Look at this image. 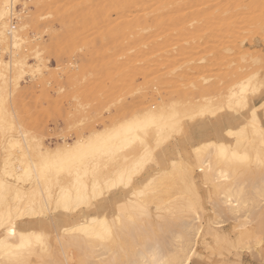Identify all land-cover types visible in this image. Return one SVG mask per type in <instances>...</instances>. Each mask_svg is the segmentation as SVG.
Returning a JSON list of instances; mask_svg holds the SVG:
<instances>
[{"label":"bare ground","instance_id":"obj_1","mask_svg":"<svg viewBox=\"0 0 264 264\" xmlns=\"http://www.w3.org/2000/svg\"><path fill=\"white\" fill-rule=\"evenodd\" d=\"M41 1L43 0H39L40 3ZM44 1H45L44 2L45 5L49 2V1L47 2L46 0ZM59 1L61 0H53L52 2L50 1V3L48 4L52 8L55 4L58 5ZM68 1H65V2L68 3ZM91 1L93 3L95 2L93 0ZM262 1L263 0H107L105 1L106 4L103 3L104 0L103 2L101 1L102 3L99 2L101 3L99 4V6H101L102 4H105V6L103 7H106L107 11L110 9H111L110 10L111 12H112V9L116 10V12L118 11L119 16L117 18L115 17L114 20L113 18H111L112 17L111 13L109 14L108 12L107 13L109 15L107 14V19H104V20H109L108 23L110 21L111 23L115 21L117 24L113 28H115L116 26H117L116 28L120 27V34L117 29L118 35L112 38L115 40L119 36V39L121 41L119 40V42L117 43L124 45V47L122 46L123 49L120 48L121 49L120 52H119L120 49H117V51L116 50L114 51H116L115 53L117 54L120 53L119 56L124 61L122 63L120 62L122 64V67H120L121 68L120 72L124 73L126 80L130 76H132L133 78L135 74L146 76V73H148L149 70H151L152 73H156L157 70L159 71V69H155L157 68L158 65L156 67L154 66L158 62H159L158 64H160L159 66H163V65L166 66L167 64H170V65L174 64L172 65L174 67L173 70L171 68H170L171 70H169L168 68V71L169 73L170 71H172V73L174 72L175 74L178 73L177 80L179 81L174 79V77L172 79L170 78V81L172 80L174 82L175 80L177 83V84L174 83V85L173 84L170 85L169 83L171 82L168 83L169 81L168 77L165 75L159 74L162 72L161 68L159 67L161 70V72L158 73L159 75L158 74L152 75L153 77L156 75L157 76L151 79H148L150 77L143 78L142 80L143 83L142 81L141 82L139 81V83L140 84L142 83V84L138 85V88H136L137 83H138L136 82L135 83L136 86H133V88L128 89L127 95L130 94L133 96L136 92L138 94L141 92L140 91L141 89L144 91L142 94L149 93V91H153V88H156L155 86L158 84L160 85V87L165 86V84L167 85L169 84L168 87H171L173 85L172 88H174V86L175 87L178 86L177 88H180L179 87L180 85H178V83L180 82V79L186 75L185 73V75L183 76L184 73L182 74L181 72H186L191 69L193 72V69L195 68L194 66H196V63H195L196 62L195 56H197L196 53L197 54L201 53V50H199L200 52L197 50L198 48L200 49V47L198 46H203L207 41L206 42L204 41V44L200 45V40H201V43H203L202 41L204 38L206 39L205 37L206 34H204L203 36L204 38L201 37L200 35V37H197L198 42H199L198 46L196 45L195 39H194V42H192L193 44L195 43L194 48L195 47L197 48L195 49L196 52L193 51L192 49L190 51H188L189 49L187 51L186 49H184V48H187V46H185L187 43H189V45L187 44L188 46L192 44V43L190 44L191 40L189 41L188 39L189 38L192 39L193 33H195L193 36H195L197 32L200 33L199 31L193 32L195 30V27L193 28L192 25L189 24V27L191 26L193 30H191L190 28L189 29L187 28V30L189 31L185 30V32H187L188 35L190 36L189 38H187L188 36L187 33L184 35L186 36L184 37L186 38V40L183 39V37H179V38L176 37L180 39L181 41L183 39L184 42L189 41V42H186L185 45L183 46L179 45L178 46L179 48L178 47L175 48L176 50L178 49V51H180L181 53L178 54L175 49H174L176 51L175 53L177 54L173 52L169 53V55L172 54V57H167L168 54H166L167 55L166 56L165 54H163V52H162L163 55L161 53H158L160 52L158 50L161 49L160 46L158 49V46L156 44L158 43L157 42L158 40L161 41L160 39L166 38L167 36H171V40H172V37H175L178 35L181 36V34H178V33H176L175 36H172V35L175 34V30H178L179 27L181 28V26H185V24H188L186 22L181 23L183 20L180 21L177 19L179 21V24H178L179 27L176 26L178 27V29H175V27H172V23L174 24V21L176 20L172 18L171 20H173V22H168V24L171 23L169 27L171 26L172 28L171 27L169 28L168 26H167L168 28H165V26L163 28L162 24L164 23L165 20H167V16L171 18L170 15L175 16L179 14V13L175 14L173 13V11L171 12L172 13L171 14L170 11L172 10V8L174 7L183 8L184 7V9L180 8L179 11L177 10L178 12H181V11L183 12V10H186V11L190 10L188 9L189 7H194L196 9L193 8L194 11H192V9L191 11L192 12L196 11V13L199 12L198 14H200L199 8H204L205 12H206V9L208 8L207 10H211V11L218 10L219 12L221 11L222 14H224V13L229 12L230 8L233 9L235 7L236 9H233L234 11L237 10V13L236 11L233 12L234 14L236 13L235 16L227 14L225 16H221V18L218 15L213 17L214 19L216 18V20H217V17L221 19V20L218 19V23L213 18L209 19L211 20V23H213L212 20L215 21L214 23H217L215 26L220 25L221 24L220 22L221 21L224 22V20H225V23L228 21H230L231 23V24L229 23L230 25L227 27H222V28L220 27L219 31H217L219 28L217 27L218 29H216L215 27L214 31H217V32L214 34V36L216 37L217 33L218 35L220 34L222 36L227 35L224 29L228 27L230 28L228 30L229 32L235 31L237 29L236 27H235L236 29L233 27L234 29L233 30L231 25L237 26L238 30H244L242 27L243 26L242 23L246 22L247 24L246 26H250L252 24L251 22L254 23V17L252 18V16H250L246 20L245 16H249L251 12H253L254 10L258 8V6L263 7L264 2L262 5H260ZM18 3H21V5H23V8H25L23 9V11L20 10L21 11L20 13H23L24 11L28 9V6H27L28 3L25 0H0V154H2V156L4 155L3 159L0 160L1 161L0 162L1 163L0 164V199H2L6 204L12 205L13 207H16V206L20 207L21 210L28 207L29 205H32L33 203H35V206L39 208V205L42 202L48 201L50 198L53 200L58 199L64 194H70L74 200L77 198H85V200L90 201V203L88 202L83 203L79 208H77L73 212L64 214L62 217L56 219L55 221L48 220L45 217H40L36 215H26V216L21 217L20 220L17 221V223L20 225V227L17 229V232L24 233L26 237L25 240H21L19 234L16 236H9L7 235L5 230L0 229V264H74V260L76 257H77L76 261L78 262V264H115V262H118V261L122 262V261L130 260V258L134 256L133 254L135 253H136L135 255H139L142 258L141 259L139 257L141 261L140 259L137 258V256L131 259L135 260L137 258L141 262V264L145 260L150 261L153 255H155L157 259L160 261L178 260L183 257L184 264H193V262H195V264H201L200 260H198L197 258L196 259L194 258V255L196 254L197 244H199V242H201L202 245L205 244L206 246H209L211 248L210 246L211 238L214 239L216 242L225 240L227 241V244L230 243L228 246H231L232 248H236V249H239V248L242 249L244 247L245 249L246 248L251 249L250 244L255 243L257 245H260L261 242H263L264 235H263V238L257 235L254 224H252L253 220L250 218V213L256 207H257V211H259V206L261 202L262 204L264 203V167L262 168L261 163H260V161L264 159V108H262V105H264V92L260 91L259 88H257V91L254 94L251 92L248 93L247 106L252 101L250 98L251 95L254 98L261 99V102L259 104L250 106L249 115H246V116L242 115L244 114L243 113L244 108L247 106L238 107L237 104L234 102V97L236 94L239 93L240 85L243 82H246L250 77H253V76H257V78H260L259 77L260 68L259 70L257 71L255 70L249 75L247 74V76L244 77L245 79L242 78L243 80L240 79L241 81L238 80L239 82L237 81L236 83H234L236 84L235 85L236 87L233 85L232 87L229 86L230 88L227 87L229 88V91L226 94L220 93L218 97H215V94L214 96H211V95L208 96L209 94L207 95L206 94L207 91H204L205 88L202 87L200 89H203V90H200V93L206 92L205 93L206 95L203 94L200 97L186 95L185 97L173 98L169 101H163V102L161 101L160 103L156 102L155 104L145 106L144 108H141L139 110L132 112L130 116L124 117L122 120H120L117 123H113V125L111 126L105 127L103 129L94 128L93 132H90V133L88 132V134L82 137L78 136V138L76 137V139L74 138L72 141L65 139L66 137L64 136L65 138L62 137L63 140L61 141L59 145L55 147H48L44 145L43 139L42 137H40L43 133L38 137L37 133L32 134L31 131L29 130L25 131V129L24 130L20 129L21 124H22L21 123L22 117L19 121L18 120L19 114L16 113L18 111V110L16 111V108H15L16 106H13V107L11 106V103H13V100H12L13 95L11 97V94L15 90L17 91L21 90V88L19 89V87L22 86V81L25 79V76L28 72L32 73L31 76H36L37 74L40 75V77H38L40 78V80L36 78L38 81L37 84H39L40 86H43L45 89L47 85H50V83L53 84V82L51 81L54 76L55 78H57L56 74H53L51 71H48L46 74L43 73L44 71H46L45 69L44 71H42L43 68L47 67L46 64L44 63V58L42 56V50L40 48V45L43 43L42 39L40 38V33L42 31L41 19L46 14L44 15L43 13H40L35 18L24 15L25 12L23 14H20L19 12H17L18 8L16 7ZM76 3H80V2L78 1ZM97 3L94 5H97ZM44 4H43V7L42 5H40L41 6L40 9H43V8L46 9L44 7ZM108 4H109V9L107 6ZM49 5L48 7L50 10ZM74 5L76 6V8L80 6L75 3ZM89 5L91 6L93 4H88L87 9H89L88 8ZM93 6L91 7L93 8ZM70 7H72V5ZM185 7L186 8L188 7V8L186 9ZM55 8H56V5H55ZM80 8L82 9V11H84L83 9H86V6L85 8H83L82 6ZM63 10L66 12L67 8L66 10L65 8ZM96 10H98V7L96 8ZM59 11L60 10H58V12ZM186 11H184L185 14H186ZM70 12L71 11H69L68 14H70ZM89 12H91V10H89ZM92 12L96 17V14L98 12L96 13V11L94 10ZM189 12L190 11H187L188 14H190ZM16 13L18 14V17L16 16L17 15ZM49 14L52 15V13H49ZM191 14L193 16V13ZM100 15H103L102 12H100ZM13 16L18 18L16 23L13 22V20L15 19L12 20ZM178 16H179V19H181L180 17L181 14H179ZM230 16H232V18ZM25 17H28L29 22L26 23L24 21ZM63 17L64 15L62 16V18L60 17L61 19L59 20L60 21L63 20ZM182 17L185 18V15H183ZM197 17L195 16L194 18L197 19ZM199 17L201 18L202 22L200 20H199L200 22H198V20L197 22L198 24L200 23L199 26H201L203 25L202 18H204L205 16L204 17L199 16ZM56 18L58 19L59 17L57 16L54 19ZM90 18L91 17H89V20ZM227 18H229V20ZM51 20H53V18ZM194 21H195L194 25H196L197 24L196 20ZM70 23H71V19H70ZM111 23H109V25ZM205 23H207V21L204 22V24ZM255 23L257 24L258 22H255ZM74 24L75 23H73L72 25ZM90 24L91 23H89L88 27L90 26ZM32 25H35V27L33 26L34 28H32V31L30 33L28 32V30L30 26ZM91 25H93V23ZM109 25L107 24L106 27H109ZM238 25H240V27L242 28H240ZM259 25L260 24H257L256 28H254L253 26V28H251L250 31H252L253 29L257 30V26ZM110 26H111L110 28V31H111L112 25ZM260 26L259 28L262 27ZM247 28L250 29V27H247ZM172 29H173L174 34H171L172 33L171 32L170 33L171 35H170L169 30H172ZM196 30H197V27H196ZM259 30L260 29H258V34L259 32L261 33L263 31V29L262 31H259ZM91 31L93 32V30ZM112 31H113L112 34H114L115 30H112ZM222 31H224L223 34H221ZM92 32H91V35L94 34V32L93 34ZM182 32L180 31L179 33H182ZM71 34H74V33L72 32ZM201 34H203V32ZM211 34L213 35V33ZM233 35L234 36H231V37H234L236 39L239 37V36L236 37L235 34ZM238 35H247V34L239 33ZM226 37L225 39L221 38V40L227 41L228 38L226 39ZM241 37L242 36H240L239 38ZM72 39H75V37ZM214 39L216 40V38ZM229 39H232V38H229ZM165 40H168V39H165ZM176 40L174 42H176ZM116 41H118V38ZM72 42L73 44L76 45L74 41ZM112 42L114 41L112 40ZM170 42L173 45L174 42L173 43L172 41ZM240 42L244 43L242 40ZM177 44L179 43L177 42ZM75 45H71L69 43V46L66 47V49H64L65 53L70 54V55L77 53V50L79 49L80 46L77 47ZM170 46L171 45H169V47L167 48H170ZM209 46H210V43H209ZM209 46H208V49H209ZM81 48L82 46L80 47V49ZM182 49H184L185 51H182ZM208 49L206 50V48H202V50H206V52L208 51L207 54L209 53ZM164 50L168 52L167 51L168 49H164ZM223 50H227V46H226V49L223 48ZM229 50L228 52H231ZM185 52L195 53V55L193 53L191 54V55H194L193 56L195 57L194 60L193 59L187 60V58H185V61L182 60L183 62L182 61L179 62V59H184V56L186 54ZM6 53L10 54L8 58L5 57ZM65 53L63 54L65 55ZM112 53L113 55H110V56L115 55L113 51ZM210 54H212V52ZM244 54L246 55L247 53L244 52L243 57L242 56H241L242 58L240 57V59L243 61L244 59H246L244 58L245 57ZM173 55L174 57L177 55L181 56L180 58H178L179 56L177 57L180 65L177 62L176 58L175 59L173 58ZM191 55L187 54L186 56L188 57L190 56L189 58H191ZM227 56H228V53H227ZM256 56L258 55L256 54L255 56H252L253 58H251V55H250V57L248 56V58L249 59L251 58V60L253 59L254 62L256 63L262 59V58L260 59L259 56L258 57ZM115 57L117 58V56ZM216 57L218 56L216 55ZM87 58L88 57H86L85 59ZM206 58L208 59L207 56ZM30 59H33L34 62L33 60L31 62ZM80 59H83V58L80 57ZM99 59H102L101 56L100 58L97 59L98 62H100ZM169 60H172V61H170L169 63ZM201 60L203 61L205 59L201 57ZM216 61L217 60H215V62L214 61L212 62L213 65L215 64L214 67H217ZM138 62L141 63L140 65L141 67L136 66ZM173 62H177L178 66L176 63H173ZM220 62L222 63V60ZM77 64H78L77 61L73 60L70 62V65L68 64L66 67V64H65L64 67L68 68L70 71V69H75L77 67ZM206 64H207L206 68L207 67L209 68L210 67V65H208L209 63H206ZM79 65L80 64H78V67ZM230 66L232 67V65H229V67ZM112 67L114 66L112 65ZM262 67H264V65ZM163 69H166V68H163ZM209 69L212 70L211 67ZM220 70H223V69L219 68L218 71ZM225 70L227 69L225 68ZM59 72L60 70L57 72L58 75H59ZM192 72L190 74H192ZM204 72H207V71L204 70ZM61 73L62 72H60V74ZM149 73L147 74V76H151V73L150 74ZM198 73L199 72H197V74L193 73L192 75H200L203 72L200 71V73L199 74ZM98 74L100 75V73ZM111 74L112 72L108 75H111ZM175 74L173 75L175 76ZM190 74L189 76H191ZM74 75L76 76L77 74H74ZM101 75H104V74L101 73ZM60 76H62V74ZM162 76L165 80L159 79V81H157L158 79L156 78L157 77L162 78ZM55 78L54 80H57ZM185 78L187 79V77ZM185 78H184V82L189 79V77L187 80H185ZM202 78L207 82H209L210 80V78H206V77L204 78V76H202ZM152 79L154 80L152 81ZM99 80L97 81L98 83H99ZM144 80H145V83H144ZM59 81H62V80H59ZM117 81L122 82L120 81V79H118ZM34 82H32V84L29 85V88L30 87L32 88V85L36 84V82L35 83ZM100 82L102 83V80ZM104 82H105V79H104ZM184 82H180L179 84H182ZM98 83L97 85H95L96 89L98 87ZM101 83L99 84V86L103 84ZM162 83H165V84L161 85ZM82 84H85V83H82ZM132 84L134 83L132 82ZM191 84L196 85L192 81H191ZM11 85L13 86V89H11L13 91L10 90ZM34 86H37V85H33V87ZM40 86H37V87H40ZM127 86L130 87V85H127ZM43 87L41 88L42 89L41 92H45V90L43 91ZM87 87H90V86L87 85ZM128 87H125V88H128ZM29 88H27L28 90L26 89L27 92L31 89ZM159 91L157 92V94L159 93ZM122 92H124V89ZM209 92L212 93V91H209ZM102 94H100V96ZM106 94H104V97ZM115 94L117 95L118 92L117 93L115 92ZM48 95H49V92H48ZM48 95L46 94L47 97H49ZM94 95H93V100L91 99L92 95L89 96V94L88 96L90 100L88 99L87 94L85 95V97L87 96V98L83 100L82 99L78 100L80 98L77 99V97L76 98L74 97L73 99H77L78 102L75 104L71 102L72 104H74V108L72 107L74 110L71 108L72 112L70 111L71 113L69 115V118L72 117L75 120L79 118L77 120V123H79V125L80 124L83 125V123H86L85 121H87L90 115L93 116L94 110H97L94 108V110L91 111L92 113H90V115L88 113V111L92 108V102L94 101L95 98H97V95L96 96ZM50 99H48L47 101L48 103ZM97 99H99V96ZM55 100H54V103H56ZM118 101L120 100L118 99ZM59 104H62V101L57 103V105ZM19 106L22 107L21 105ZM61 107H64V105ZM65 109L66 108H64V110ZM253 111H255V118H253ZM62 112H63V109H62ZM98 112L99 111H97V113ZM118 113L119 111H117V116H118ZM145 114L155 117V120H156L155 126L149 128L147 132H145L143 129L129 130L127 126V122L132 120L137 115L141 119H143ZM64 116H63V120H64ZM75 120L72 119V121H75ZM174 120L180 123L184 134L186 133V131H188L186 135L187 145H184L182 147V150H179L177 143L172 144V146L169 147L168 149L170 151H169V158H167V151H166L167 149L165 147L168 145L170 139L174 136L172 133V129H171V125ZM95 121L97 122L96 118H95ZM102 121L103 120L101 119L100 122L103 123ZM93 122L91 124H94ZM73 123L74 122H72V124ZM77 123H74L75 128H76ZM86 126L88 125L86 124ZM70 127L71 126H69V128ZM74 127H72L71 129L74 130ZM89 127L92 129L94 125L90 126L89 124ZM40 129L41 127L39 128V130ZM84 129H86V127ZM84 129H79V130H83L84 132ZM81 135H83V133ZM183 136H180V137H183ZM158 141L161 142L159 146L157 144ZM147 150H151L155 162L146 163L139 170H137L135 176L133 177L131 184L115 183V186H113V182H117L119 180L121 173H125L128 171L134 170L136 168L137 163L140 161L141 157L145 154ZM68 153H71L72 156L74 157V161H75L74 163L68 164L64 161V157ZM159 163L168 165V167L165 166L163 168H153V167H156ZM45 165H48L47 171H45L44 169ZM257 178L259 180H257ZM249 179L252 181L257 180L259 182L255 183V182L250 181ZM250 182H252L250 186L255 184V186L253 185L254 187L252 188V191H249L246 186L247 183H250ZM177 184H180V188H181L179 193L174 194L173 191L169 192L170 190H172V186H177ZM99 186L104 187L105 189L104 195L103 197L96 196L95 198H93L94 190L98 188ZM203 191H206L208 201H210L211 203L213 202L212 204H210L213 207H215L214 209L211 206L212 207L211 209H214L213 211L211 210L212 213L214 211L219 212V213L222 212V214H225V216L229 215V217L235 221V223L231 224L232 228H234L236 231L234 239L227 237V235L223 231L220 230V227H221L220 225L221 219L219 220V218L221 217L220 214L218 215L220 216L218 218L217 216H215L218 213H213V215L215 214L214 216L219 221L218 220L215 221L216 220L215 218H213V220H210V218L207 219L205 217V212L208 207L206 208L204 201H203V195H202ZM167 193L169 196H170V193H173L174 196L171 195L170 197L168 196L166 197L165 194ZM250 193H252V196H250ZM212 195L213 196L216 195L219 198L215 200L216 198L213 199ZM260 209L261 210L257 212L256 217L257 218L260 217V220H262L261 217H264V206H262V208L260 207ZM180 218H182V220ZM177 219H179L180 223L184 221L182 222V227H181L183 228V230L179 228L180 229L179 232L176 231V229H172L173 225L176 224ZM170 220H174V221L176 220L175 223L174 221L172 222L173 225L172 223H170V225H172L170 226L171 229L168 226L169 225L168 221ZM144 221L146 222V224H144ZM222 222H225L224 219ZM163 223L164 225L166 223L165 226L166 227L168 226L167 228L170 229L171 231L172 230L176 231V232L174 231V234H173L175 238L173 236V237H170V239L168 238L169 241L168 240H165V241L170 242L172 238H174L175 240L177 239V241H175L174 239L173 241L178 242V240L181 239L179 240L180 242H178L179 244L177 243V246L175 247L174 250H172L174 247L170 246L168 243L169 247L172 248V249L170 248L171 250L170 249L169 250L172 252H170L167 248V252L168 251L170 252V253L168 252L167 254L165 251L166 249L165 247H168V246H165L164 243L166 242L163 243L162 238L164 237L161 238L162 241L161 240L159 241V238L156 237V235L158 234L156 233L157 228L159 230L158 232H161L163 230L165 232V229L168 232H170L166 227L164 229L162 228ZM147 224L153 226V228H151V231L152 233L153 232L156 233V234L153 233V237H155L156 239L158 238L157 241L160 242L159 247L161 246L162 250L165 248L162 256H161L162 251L161 249H159V247H158L157 253L158 251H160L159 252L160 256H158L159 253L157 254L156 252H153L155 251L152 248L153 247L152 244H154V242L153 243L150 242L152 239L149 241L150 244L152 243L150 245V247L151 246L152 247L149 249L150 254L148 253L147 255L145 253L147 251L145 250L143 251V250L136 249L138 242H140L139 240L140 238H142L143 236L142 234L144 233L143 231L142 233L139 232V230H141L139 226L141 227L144 226V228H147ZM178 225H179V222H178ZM178 225L177 226L174 225V226L178 227ZM158 226H161V227H158ZM154 227H157V228L154 229ZM107 229L111 230L110 234H108ZM160 229H163V230H160ZM261 229L264 230V224L263 226H261ZM144 231H148V230H144ZM28 233L35 234L31 238V240L27 239ZM145 233H144L145 238H147L148 240L149 238L147 236V233L146 234ZM175 234L177 236L178 234H180L179 238H176L177 236ZM40 235H43L44 237V240L42 242H38L36 240V236H40ZM142 241L140 243H142ZM149 243L147 245H149ZM189 245L191 246L193 251H189L187 253V257H185V249H187ZM75 253H78L76 254L77 255L76 257L74 255ZM239 253L240 252H237L236 254L239 255ZM219 254L222 255L221 253H218V255ZM205 256L207 257V255ZM188 257H190V259ZM233 262H236V261H233ZM233 262L231 264H233Z\"/></svg>","mask_w":264,"mask_h":264},{"label":"rangeland","instance_id":"obj_2","mask_svg":"<svg viewBox=\"0 0 264 264\" xmlns=\"http://www.w3.org/2000/svg\"><path fill=\"white\" fill-rule=\"evenodd\" d=\"M25 1H27V3H28V9L26 10V11H24L23 13H24V15H27L28 17H32V18H35V17H37L40 13H43L45 16L41 19V21L42 22H44V23H42L41 22V25H42V31H41V33H40V38L42 39V41H43V43L40 45V48H41V50H42V56H43V58H44V63L46 64V68H43L42 69V71H44V69L46 70V71H44L43 73L44 74H46L48 71H51L53 74H56V76H57V78H55V76L53 77V79H52V81L51 82H53V84H51L50 83V85H47V86H49V87H47L46 86V89L43 87V86H40L39 84H37V79L36 78H38V77H40V75H36V76H31L32 75V73L30 72H28L27 74H26V76H25V79L22 81V86H20L19 87V89L21 88V92L20 91H17V90H15L12 94H11V97H12V95H13V97H12V100H13V103H11V106L13 107V106H16L15 108H16V113L17 114H19V116H18V120L20 121V119H21V117H22V121H21V130H24L25 129V131L26 130H29V131H31V133L33 134H38L37 136L39 137L42 133V135L40 136V137H42V139H43V142H44V145L45 146H48V147H55V146H57V145H59L60 143H61V141L63 140V138H65V139H67V140H70V141H72L74 138L76 139V137L78 138V136L79 137H82V136H85L86 134H88V132L90 133V132H93V129L94 128H96V129H103V128H105V127H108V126H111V125H113V123H117V122H119L120 120H122L124 117H128V116H130L131 114H132V112H134V111H136V110H139V109H141V108H144L145 106H149V105H151V104H155L156 102L157 103H160L161 101L163 102V101H169V100H171V99H173V98H180V97H185L186 95H188V96H194V97H196V96H201V95H203V94H205L206 92H204V93H200V90H203V89H200V88H202V87H204L205 88V90L204 91H207V95L208 96H214V94H215V97H218L219 95H220V93H223V94H226L228 91H229V88L230 87H232V85L233 86H235L236 84H234V83H236L238 80H240V79H245L244 77H246L247 76V74L249 75V74H251L252 72H254L255 70L257 71V70H259V68H260V70H259V72L260 73H262V72H264V67H262L263 65H264V4H263V2H264V0L260 3V5H262L263 4V7L261 6H258V8L256 9V10H254L253 12H251L250 14H249V16H245V19L247 20L250 16H252V18L254 17V23L253 22H251L250 24V26H246L247 24H246V22H244V23H242L243 24V29L245 30H238V27L237 26H232L231 25V27H232V29H233V27L236 29V30H238V31H228L230 28L228 27V28H226V29H224V31H226V34L227 35H218V33H217V35H216V37L214 36V34L217 32V31H219L220 30V27L222 28V27H227V26H229L231 23H230V21H228V22H226L225 23V20H224V22L223 21H219L221 24L220 25H218V26H215L217 23H218V17H217V20H216V18L214 19L213 17H215V16H219L220 18H221V16H225V15H233V16H235V14L237 13V10H235L236 11V13L234 14L233 12H235L233 9H236L235 7L233 8V9H231L230 8V11L229 12H227V13H224V14H222V12L220 11H218V10H207L206 9V12H205V9L204 8H199V10H200V14H198L199 12H197L196 13V11L195 12H192V11H194V9H196V8H194V7H187L188 9H190V10H187V11H190L189 13L191 14V13H193V16L195 17H197V19H195L193 16H192V14L190 15V14H188L187 13V11L186 10H183V12L181 11V12H178L179 11V9L180 8H182V7H180V8H176V7H174V8H172V10L170 11V13L173 11V13H179V14H181V19H179V14L178 15H170V17L171 18H169V16H167V20H165L164 21V23L162 24V26H163V28H164V26H165V28H168L169 27V25H171V23H169L168 24V22H173V20H171L172 18L174 19V20H176V21H174V24L172 23V27H175V29H178V24H179V21L178 20H180V21H182L181 23H188V24H185V26H181V28L179 27V29L178 30H175L174 28V30H175V34H174V32H173V29L172 30H169V34L171 33V34H174V35H172V36H175L176 35V33H178V34H181V36H175V37H172V40H171V36H167L166 38H163V39H160L161 41H157L158 43H156L157 44V46H158V49H159V46H160V50H158V51H160V52H158V53H161L162 54V52H163V54H168V56L167 57H172V54L171 55H169V53L170 52H173V53H175L176 51H177V53L179 54V53H181L180 51H178V49L176 50L175 48H177L179 45H185L186 44V42H189L190 40V44L192 43V42H194V39L196 40L195 42H196V45L198 46L199 45V42H198V39H197V37H200V35H201V37H203L204 36V34H206L205 35V37H206V39L204 40L203 39V43H201V40H200V45L201 44H204V41L206 42V43H208V44H204L203 46H198V47H200V49L198 48H194V45H195V43L193 44V46H192V44L190 45V46H188L189 45V43H187L185 46H187V48H184V49H186V51L188 50V51H190L191 49L193 50V51H195V49H197L198 51L199 50H201V53H199L198 51V53L199 54H197L196 53V55L198 56H195V57H193L194 55H195V53H193V52H191V53H189V52H185V53H183V54H185V56H184V59H179V62L180 61H182V60H184L185 61V58H187V60L188 59H193L194 60V58H195V63H196V66H194L195 68L193 69V72H192V69L191 70H188V71H186V72H181L182 74H183V76L185 75V73H186V75L184 76V77H182L181 79H180V82H184V78L185 77H187V79H188V77H189V81L185 78V80H187V81H185L184 83H182V84H179L178 83V85H180L179 87L180 88H177L178 86L176 85L177 83H176V81L174 80V79H176L177 80V75H178V73L177 74H175L174 72L172 73V71H170V73L172 74H170L169 73V71H168V68H169V70H173V66L172 65H174V64H172V62H171V64L172 65H170V64H167V62H166V66H168V67H166V66H159L160 64H158V63H156V65L154 66V67H156L157 65V68H155V69H159V71L157 70L156 71V73H152V71L151 70H149V72L151 73V76H147V74L149 73H146V76L144 75V76H142V75H140V74H135V76H133V78H132V76H130V77H128L127 75V80H126V77L124 76V73L123 72H120V67H122V62H124L123 60H122V58L119 56V54L120 53H115L116 51H117V49H123V47H124V45L123 44H118L117 42H119V36L117 37L118 38V41H116L117 40V38L114 40L113 38L114 37H116L117 35H118V32H117V29H118V31H119V34H120V27H118V28H113L117 23L114 21V22H112L111 23V21L109 22V23H111L110 25H112V29H111V31H110V28H111V26L109 25V23H108V21L109 20H104V19H107V14L109 13H111V18H113V20H114V18L116 17H118L119 16V14H118V11L116 12V10H113L112 9V12L110 11V10H106L107 8L106 7H103V6H105V4H106V2L105 1H107V0H104V2H103V0H98V1H96V0H93V1H95L94 3L91 1V0H88V1H86V0H74V1H72V0H69V1H71V2H69L68 0H61V1H59L58 2V5L57 4H55L56 5V8H55V5L51 8V6L48 4V3H50V1L52 2L53 0H46L47 2V4L50 6V10H49V7H48V5H47V7H46V5L44 4V0L43 1H41V3L39 2V0H25ZM65 1H68V3L67 2H65ZM80 2V3H76V2ZM103 3H105V4H102L101 6H99V4H101L102 2ZM92 2V3H91ZM98 2V3H97ZM99 2H101V3H99ZM66 3V4H65ZM71 3V4H70ZM73 3V4H72ZM74 3L75 4H78V5H80V6H78L77 8H76V6L74 5ZM97 3V5H94V4H96ZM108 3V2H107ZM43 4H44V7L46 8V9H40V5H42V7H43ZM60 4V5H59ZM70 4V5H69ZM88 4H93V5H91V6H93V8L89 5L88 6V8L89 9H87V5ZM66 5V6H65ZM69 5V6H68ZM72 5V7H70ZM58 6V7H57ZM83 7V8H85V6H86V9H83L84 11H82V9L80 8V7ZM96 6V7H95ZM108 6V9H109V4L107 5ZM17 8V12H21V11H23V9H25V8H23V5H21V3H18L17 4V6H16ZM30 7V8H29ZM94 10V11H96V13L98 14H96V17H95V15L93 14V10L91 9V8ZM98 7V10L100 11V12H102V14L103 15H100V12L98 11V10H96V8ZM65 8V10H66V8H67V10H66V12L63 10V9ZM70 8V9H69ZM186 8V7H185ZM186 8V9H187ZM194 8V9H193ZM40 9V10H39ZM81 9V10H80ZM182 9H184V7L182 8ZM191 9H192V11H191ZM201 9H202V11H203V9H204V11L202 12L201 11ZM21 10V11H20ZM33 10H34V12H33ZM37 10V11H36ZM48 10V11H47ZM58 10H60L59 12H58ZM63 10V11H62ZM75 10V11H74ZM89 10H91V12H89ZM176 10V11H175ZM178 10V11H177ZM260 10V11H259ZM41 11V12H40ZM43 11V12H42ZM69 11H71L70 12V14H68L69 13ZM175 11V12H174ZM184 11H186V14H185V12ZM209 13H208V12ZM211 11V12H210ZM31 12V13H30ZM52 13V15L51 14H49V13ZM58 14H57V13ZM72 12H73V14H72ZM75 12V13H74ZM80 12V13H79ZM84 12H86V13H84ZM87 12H88V14H87ZM104 12V13H103ZM108 12V13H107ZM231 12V13H230ZM23 13H20V14H23ZM66 13V14H65ZM169 13V14H170ZM184 13V14H183ZM204 13H205V15H204ZM214 13V14H213ZM217 13V14H216ZM219 13V14H218ZM230 13V14H229ZM259 13V14H258ZM17 14V13H16ZM15 14V15H16ZM30 14V15H29ZM55 14V15H54ZM75 14V15H74ZM79 14V15H78ZM81 14V15H80ZM106 14V15H105ZM108 14V15H109ZM168 14V15H169ZM172 14V13H171ZM195 14V15H194ZM198 14V15H197ZM202 14V15H201ZM213 14V15H212ZM220 14H222V15H220ZM14 15V16H15ZM64 15V17H63V20H59V19H61L62 18V16ZM71 15V16H70ZM82 15H84V16H82ZM183 15H185V18L184 17H182ZM189 15V16H188ZM256 15V16H255ZM12 17V20L13 19H15V20H13V22H15L16 23V21L18 20V14L16 15L17 17ZM59 17L58 19L56 18V19H54L55 17ZM93 16V17H92ZM101 16V17H100ZM104 18H103V17ZM114 16V17H113ZM188 16V17H187ZM199 16H205L204 18H202L203 19V25H201V26H199L200 25V23L198 24V22H202V20H201V18L199 17ZM260 18H259V17ZM28 17H25L24 18V21L27 23V22H29V19H28ZM61 17V18H60ZM68 17V18H67ZM89 17H91L90 18V20H89ZM192 17V18H191ZM211 17V18H210ZM229 17V16H228ZM231 18H232V16H230ZM53 18V20H51V19ZM66 18V19H65ZM74 18V19H73ZM189 18V19H188ZM206 18H207V20H206ZM214 19L217 23H214L215 21H213L212 20V22L214 23H211V20H209V19ZM224 18V17H223ZM222 18V19H223ZM50 19V20H49ZM70 19H71V23H70ZM99 19V20H98ZM178 19V20H177ZM185 19H186V21H185ZM228 20H229V18H227ZM48 20H49V22H48ZM92 20V21H91ZM94 20V21H93ZM101 20V21H100ZM190 20V21H189ZM194 20H196V25H194L195 24V21ZM197 20H198V22H197ZM200 20V21H199ZM219 20H221V19H219ZM257 20V21H256ZM262 20V21H261ZM78 21V22H77ZM89 21V22H88ZM99 21V22H98ZM107 21V22H106ZM178 21V22H177ZM207 21V23H205L204 24V22H206ZM260 21V22H259ZM75 23L74 25H72L73 23ZM176 22V23H175ZM190 22H192V23H190ZM223 22V23H222ZM255 22H258L257 24H260L259 26L261 27V28H259V26H257V30L256 29H253L252 31H250L251 30V28H253V26H254V28H256V23ZM89 23H93V25H91L90 24V26L88 27V25H89ZM102 23V24H101ZM166 23H167V25H166ZM224 23H225V25H224ZM230 23V24H229ZM249 23V22H248ZM262 23V24H261ZM104 24H105V26H104ZM107 24L109 25V27H106L107 26ZM189 24L190 25H192L193 26V28L195 27V30L193 31V32H197V31H199L200 33H198L197 32V36L195 35V36H193L195 33H193V35H192V39L191 38H189L190 36L188 35V33L187 32H185V30L186 31H189V30H187V28L189 29H191V30H193L192 28H191V26L189 27ZM202 24V23H201ZM101 25H102V27H101ZM173 25H175V26H173ZM208 25V26H207ZM222 25V26H221ZM240 25H238L239 27H240ZM35 27V25H32V26H30V28H29V30H28V32H30L31 33V31H32V28H34ZM103 26H104V28H103ZM168 26V27H167ZM176 26H178V27H176ZM199 26V27H198ZM203 26V27H202ZM212 26V27H211ZM244 26H245V28H244ZM71 27V28H70ZM99 28V30H98V28ZM171 27V26H170ZM169 27V28H170ZM171 27V28H172ZM183 27V28H182ZM196 27H197V30H196ZM215 27H216V29H218L217 31H214V29H215ZM218 27V28H217ZM242 27H240V28H242ZM247 27H250V29L249 28H247ZM74 30H73V29ZM94 28H96V29H94ZM105 30H103V29ZM107 28H108V30H107ZM31 29V30H30ZM212 31H214V32H212ZM222 29V30H223ZM258 29H260L259 31H262V29H263V31L260 33L259 32V34H258ZM91 30H93V32H94V34H93V32L91 31ZM112 30H115L114 31V34H112L113 33V31ZM161 30V29H160ZM184 30V31H183ZM190 30V31H191ZM203 30V31H202ZM234 30V29H233ZM247 30H248V32H247ZM182 32V33H179V32ZM211 31V32H210ZM224 31H222V33L221 34H223V32ZM227 31H228V33H227ZM74 33V34H71V33ZM91 32H92V34L93 35H91ZM95 32H97V33H95ZM104 32V33H103ZM192 32V31H191ZM203 32V34H201ZM206 32V33H205ZM210 32V33H209ZM233 32V33H232ZM237 32H239V33H243V34H247V35H238L239 33H237ZM102 33V34H101ZM187 33V38H189L188 40L189 41H185L184 42V40L183 39H185L186 40V38H184V37H186V36H184L185 34ZM208 33H209V35H208ZM211 33H213V35L211 34ZM236 33H237V35H236ZM251 33V34H250ZM71 34V35H70ZM89 34H90V36H89ZM116 34V35H115ZM168 34V35H169ZM170 34V35H171ZM183 34V35H182ZM190 34V33H189ZM192 34V33H191ZM233 34H235L236 35V37H240V36H242L241 38H234V37H231V36H234ZM262 34V35H261ZM77 35V36H76ZM104 35V36H103ZM106 35V36H105ZM113 35V36H112ZM95 36V37H94ZM98 36V37H97ZM111 36V37H110ZM220 36H222V37H220ZM227 36V37H226ZM247 36V37H246ZM252 36V37H251ZM75 37V39H76V41H75V39H72V38H74ZM106 37V38H105ZM108 37H110V38H108ZM113 37V38H112ZM121 37V36H120ZM176 37H183V39H182V41L180 40V39H178V38H176ZM212 37H213V39H212ZM225 37H226V39L228 38H232V39H227V41L226 40H221V38L222 39H225ZM86 38V39H85ZM112 38V39H111ZM214 38H216V40L214 39ZM219 38V39H218ZM250 40H249V39ZM70 39V40H69ZM72 39V40H71ZM81 39V40H80ZM165 39H168V40H165ZM169 39H170V41H172V43L176 40V42H174L173 43V45H175V46H173L172 44H171V42L169 41ZM175 39V40H174ZM244 39V40H243ZM79 40V41H78ZM98 40V41H97ZM100 40V41H99ZM112 40L114 41V42H112ZM165 40V41H164ZM214 40V41H213ZM232 40H233V42H232ZM243 41L244 43H242V42H240V41ZM72 41H74L75 43H76V45L75 44H73V42ZM95 41V42H94ZM121 41V40H120ZM162 41H163V43H162ZM170 43H169V42ZM181 43H180V42ZM209 41V42H208ZM220 41V42H219ZM102 42V43H101ZM115 42H116V44H115ZM177 42L179 43V44H177ZM69 43L71 44V45H75V46H77V47H81L82 46V48L80 49V47H79V49L77 50V53H74V54H66L65 53V51H64V49H66V47H68L69 46ZM114 43V44H113ZM161 43V44H160ZM169 44V45H171L170 46V48H167V47H169V45H167V44ZM209 43H210V46H209ZM237 43V44H236ZM239 43H240V45H239ZM83 44V45H82ZM166 44V45H165ZM116 47H114V46ZM155 45V44H154ZM163 45V46H162ZM123 46V47H122ZM156 46V45H155ZM174 48H173V47ZM181 46V47H182ZM208 46H209V49H208ZM226 46H227V50H223V48L224 49H226ZM100 47H102V48H100ZM114 47V48H113ZM119 47V48H118ZM126 47V46H125ZM206 48V50L208 49L209 50V53L207 54V52H206V50H202V48ZM237 47V48H236ZM63 48V49H62ZM163 48V49H162ZM173 48V49H172ZM179 48V47H178ZM212 48V49H211ZM214 48V49H213ZM230 50H229V49ZM240 48V49H239ZM121 49L119 50V52L121 51ZM164 49H168L167 51L168 52H166V50H164ZM170 49V50H169ZM176 51H175V50ZM184 49H182V51H185ZM211 49V50H210ZM232 49V50H231ZM63 50V51H62ZM114 52V56H110V55H113V53H112V51ZM114 50H116V51H114ZM164 50V51H163ZM228 50L229 51H231V52H228ZM92 51V52H91ZM218 51V52H217ZM240 51H242V52H240ZM60 52H61V54H60ZM165 52V53H164ZM196 52V51H195ZM212 52V54H210ZM220 52V53H219ZM240 52V53H239ZM247 53L246 55H245V57L244 58H246V59H244V61L243 60H241L240 59V57L242 56L243 57V53ZM249 52V53H248ZM252 52V53H251ZM63 53H65V55L63 54ZM91 53V54H90ZM177 53H175V54H177ZM194 54V55H191V54ZM219 53V54H218ZM227 53H228V56H227ZM60 54V55H59ZM109 55V57H108V55ZM117 54V55H116ZM160 54V55H161ZM162 54V55H163ZM174 54V55H175ZM191 55V58H189L188 56H186V55ZM225 54V55H224ZM230 54V55H229ZM238 56H237V55ZM240 54V55H239ZM254 54V55H253ZM258 55L259 56V58L263 61H261V60H259L258 62H254V60L252 61L251 60V58H253L252 56H255V55ZM78 55V56H77ZM86 55V56H85ZM91 55V56H90ZM93 55V56H92ZM108 57H106V56ZM164 55V56H165ZM174 55H173V58L175 59L176 58V60H177V62H178V58H180L181 56H179V55H177V56H175L174 57ZM216 55L218 56V57H216ZM250 55H251V58L249 59L248 58V56L250 57ZM8 56H10V54H8V53H6L5 54V57L6 58H8ZM67 56V57H66ZM98 56V57H97ZM100 56H101V58L102 59H99V61L100 62H98V58H100ZM102 56H104V57H102ZM115 56H117V58L115 57ZM179 56V57H178ZM206 56L208 57V59L206 58ZM235 56V57H234ZM258 56H256V57H258ZM59 57H61V58H59ZM74 57H76V58H74ZM80 57L81 58H83V59H80ZM86 57H88L87 59H85ZM91 57V58H90ZM95 57V58H94ZM97 57V58H96ZM118 57H120V58H118ZM178 57V58H177ZM201 57L202 58H204L205 60H201ZM215 57H216V59H215ZM241 57V58H242ZM255 57V58H256ZM68 58V59H67ZM104 58V59H103ZM113 58V59H112ZM224 58V59H223ZM91 59V60H90ZM93 59V60H92ZM95 59H96V61H95ZM217 60L216 62V66L217 67H214V65H213V61L215 62V60ZM222 60V63L220 62L221 60ZM239 59V60H238ZM249 59V60H248ZM31 60V62H32V60L33 59H30ZM77 61V63L78 64H80L79 65V67H78V64H77V67L75 68V69H70V71H69V69L68 68H66L67 67V65L69 64L70 65V62L71 61ZM83 60V61H82ZM120 60V61H119ZM227 60V61H226ZM238 60V61H237ZM248 60V61H247ZM251 60V61H250ZM65 61V62H64ZM67 61V62H66ZM87 62V63H85V62ZM170 61H172V60H169V63H170ZM174 61V60H173ZM223 61H224V63H223ZM33 62H34V60H33ZM98 62V63H97ZM121 62V63H120ZM177 62H173V63H176L177 64V66H178V63ZM183 62V61H182ZM181 62V63H182ZM236 62V63H235ZM63 63H65L66 64V67H64V65L65 64H63ZM96 63V64H95ZM206 63H209L208 65H210V67H211V69L212 70H210L208 67L206 68V66H207V64ZM227 63V64H226ZM231 63V64H230ZM253 63H255V64H253ZM263 63V64H262ZM139 64V65H138ZM204 64V65H203ZM220 64V65H219ZM237 64V65H236ZM249 64V65H248ZM253 64V65H252ZM112 65L114 66V67H112ZM116 65V66H115ZM141 65V63H137V65L136 66H139V67H141L140 66ZM170 65V66H169ZM179 65H180V63H179ZM212 65V66H211ZM225 65V66H224ZM229 65H232V67L230 66L229 67ZM239 65V66H238ZM260 65H261V67H260ZM203 66V67H202ZM249 66H251V67H249ZM139 67H138V69H139ZM153 67V66H152ZM153 67V68H154ZM161 68V70H162V72H161V70H160V68ZM166 68V69H163V68ZM176 67V66H175ZM238 67H239V69H238ZM245 67V68H244ZM66 70H64V69ZM108 68H109V70L112 72V74L111 75H108V74H110L111 72L108 70ZM114 68V69H113ZM171 68V69H170ZM200 68H201V70H200ZM204 68V69H203ZM223 69V70H220V71H218V69ZM225 68L227 69V70H225ZM48 69V70H47ZM114 70V72H113V70ZM119 69V70H118ZM149 69V68H148ZM154 69V70H155ZM210 70V72H209V70ZM214 69V70H213ZM243 69V70H242ZM60 70V72H62L61 74H62V76H60L61 74H60V72H59V75H58V71ZM62 70V71H61ZM73 70V71H72ZM116 70H117V72H118V74H117V72H116ZM165 70H166V72H165ZM204 70H206L207 72H204ZM225 70V71H224ZM54 71V72H53ZM55 71H57V72H55ZM68 71H69V73H68ZM89 71V72H88ZM168 71V72H167ZM200 71L201 72H203V73H201L200 75H192L193 73H196L197 74V72H199L200 73ZM67 72V73H66ZM159 72H161V73H159ZM192 72V74H190ZM209 72V73H208ZM221 72V73H220ZM98 73H100V75H101V73L102 74H104V75H99ZM120 73H122V74H120ZM149 73V74H150ZM161 74V75H165V76H167L168 77V83L169 82H171V83H169L170 85L171 84H173L174 85V83H176L175 85L177 86V87H175L174 86V88H172L173 87V85L171 86V87H168V85L167 84H165V83H162L161 85H163V84H165V86H161L160 87V85L158 84V85H156L155 87L156 88H153V91H149V93H144V94H142L144 91L141 89L139 92L140 93H138L137 94V92L132 96V95H127L128 94V89H131V88H133V86H136L135 85V83L136 82H138L139 83V81L141 82L142 80H143V78H145V77H150V78H148V79H151V78H154V77H156V76H152V75H155V74ZM163 73V74H162ZM198 73V74H199ZM233 73V74H232ZM237 73V74H236ZM12 74V73H11ZM66 74V75H65ZM74 74H77L76 76L74 75ZM117 74V75H116ZM120 74V75H119ZM158 74V75H159ZM173 74H175V76L173 75ZM189 74L191 75V76H189ZM212 74V75H211ZM64 75H65V77H64ZM74 75V76H73ZM204 76V78L206 77V78H210V80H209V82H207V81H205L203 78H202V76ZM73 76V77H72ZM108 76H109V78H108ZM123 76V77H122ZM164 76V77H165ZM194 76V77H193ZM212 76V77H211ZM75 77V78H74ZM82 77V78H81ZM85 79H84V78ZM174 77V82L171 80L170 81V78L172 79ZM176 77V78H175ZM199 77V78H198ZM54 78L55 79H57V80H54ZM63 78V79H62ZM68 78V79H67ZM74 78V79H73ZM78 78V79H77ZM113 78H115V79H113ZM117 78V79H116ZM125 78V79H124ZM166 78V77H165ZM191 78V79H190ZM83 79V80H82ZM100 79V80H99ZM104 79H105V82H104ZM118 79H120V81H122V82H119V81H117ZM156 79H158L157 81H159V79H164L163 78V76H162V78H160V77H157ZM167 79V78H166ZM242 79V80H243ZM31 80H32V82H34V80H35V82H36V84H33V85H37V86H40V87H37V86H34L33 87V85H32V88L30 89L29 88V85L30 84H32V82H31ZM38 80H40V78H38ZM59 80H62V81H59ZM77 80V81H76ZM96 80V81H95ZM99 80V83L97 82ZM102 80V83L100 82ZM124 80V81H123ZM131 80V81H130ZM154 79H152V81H153ZM165 80V79H164ZM163 80V81H164ZM202 80H203V82H202ZM222 80V81H221ZM57 81V82H56ZM59 81V82H58ZM83 81V82H82ZM162 81V80H161ZM177 81H179V80H177ZM191 81L192 82H194V84H196V85H193V84H191ZM241 81V80H240ZM31 82V83H30ZM34 82V83H35ZM60 82H61V84H60ZM62 82H63V84H62ZM94 82H95V84H94ZM130 82V83H129ZM132 82L134 83V84H132ZM190 82V83H189ZM198 82V83H197ZM220 82V83H219ZM239 82V81H238ZM82 83H88V84H82ZM92 83V84H91ZM97 83H98V87H97V89L95 88L96 86L95 85H97ZM102 84V85H100L99 86V84ZM104 83H105V85H104ZM128 83V84H127ZM137 83V87L136 88H138V85H141L142 83H143V81H142V83L140 84H138ZM144 83H145V80H144ZM187 83V84H186ZM211 83V84H210ZM218 83V84H217ZM58 84V85H57ZM59 84H60V86H59ZM208 84V85H207ZM209 84H210V86H209ZM215 84V85H214ZM83 85V86H82ZM87 85H89L90 87H87ZM127 85H130V87H128ZM132 85V86H131ZM167 85V86H166ZM192 85V86H191ZM217 85V86H216ZM65 86V87H64ZM82 86V87H81ZM195 86V87H194ZM197 86V87H196ZM230 86V87H229ZM37 87V88H36ZM43 87V91L45 90V92H41V88ZM59 87V88H58ZM60 87H62V88H60ZM103 87H105V88H103ZM108 87V88H107ZM125 87H128V88H125ZM166 87V88H165ZM193 87V88H192ZM209 87V88H208ZM227 87H229V88H227ZM236 87V86H235ZM23 88V89H22ZM27 88H29L30 90L28 91V92H30V93H28L27 92ZM34 88V89H33ZM49 88V89H48ZM56 88V89H55ZM74 88V89H73ZM103 88V89H102ZM170 88V89H169ZM172 88V89H171ZM177 88V89H176ZM11 89H13V86L11 85L10 86V90ZM27 89V90H26ZM33 89V90H32ZM48 89V90H47ZM59 89V90H58ZM84 89V90H83ZM94 91V93H93V91ZM116 89H117V91H116ZM123 89H124V92H122L123 91ZM156 89V90H155ZM180 89V90H179ZM25 90V91H24ZM36 90V91H35ZM55 90H57V91H55ZM83 90V91H82ZM160 90V91H159ZM221 90V91H220ZM11 91H13V90H11ZM40 91V92H39ZM60 91V92H59ZM75 91V92H74ZM159 91V93L157 94V92ZM175 91V92H174ZM178 91H179V93H181V94H179L178 93ZM209 91H212V93L211 92H209ZM220 91V92H219ZM34 92V93H33ZM48 92H49V95H48ZM89 92V93H88ZM100 92V93H99ZM107 94H106V93ZM115 92L117 93L118 92V94L116 95L115 94ZM209 92V93H208ZM218 92H219V94H218ZM31 93H33V94H31ZM44 93V94H43ZM76 93V94H75ZM80 93H81V95H80ZM85 93V94H84ZM102 93H104V94H106L105 95V97H104V94H102ZM211 93V94H210ZM16 94V95H15ZM46 94L49 96V97H47L46 96ZM84 96H83V95ZM87 94V96H88V94H89V96H91L92 95V97H91V99L93 100V95L94 96H96L97 95V98H98V96H99V99H97V98H95L94 99V101L92 102V108L88 111V113H89V115H90V113H92L91 111L92 110H94V108L95 109H97V110H94V112H93V116L92 115H90V117L87 119V121H85L86 123H83V125H79V123H77V120L79 119V118H77L76 120L74 119V118H69V115H70V113L72 112V109L74 108V104L75 103H77L78 102V100H83V99H85V98H87V96L85 97V95ZM100 94H102L101 96H100ZM205 94V95H206ZM44 95V96H43ZM67 95V96H66ZM149 95H151V96H149ZM16 96H18V97H16ZM51 96V97H50ZM56 96V97H55ZM63 96V97H62ZM66 96V97H65ZM72 98H71V97ZM89 96H88V99H89ZM120 96H121V98H120ZM17 98V100H16V98ZM50 99V101H49V103L47 102L48 101V99ZM76 98L77 97V99L78 98H80V99H73V98ZM82 97V98H81ZM101 97V98H100ZM160 97V98H159ZM61 100H60V99ZM66 98H67V100H66ZM133 98V99H132ZM157 100H156V99ZM250 98H251V103L247 106V107H245L244 108V111H243V113L244 114H242V115H249V111H250V106H252V105H256V104H259L260 102H261V99L260 98H254L252 95L250 96ZM56 99V100H55ZM63 99V100H62ZM101 99V100H100ZM118 99L120 100V101H118ZM155 101H154V100ZM161 99V100H160ZM12 100H11V102H12ZM54 100H55V102L56 103H54ZM77 100V101H76ZM90 100V99H89ZM147 100V101H146ZM159 100V101H158ZM16 101V102H15ZM17 101H19V102H17ZM61 102L62 101V104H59V105H57V103H59V102ZM150 101V102H149ZM14 102H15V104H14ZM74 103V104H72V103ZM141 102H142V104H141ZM145 102H147V103H145ZM145 103V104H144ZM14 104V105H13ZM51 104V105H50ZM53 104V105H52ZM72 104V105H71ZM121 104H122V106H121ZM138 104H139V106H138ZM19 105H21L22 107H20ZM63 106L64 105V107H61V106ZM66 105V106H65ZM55 106V107H54ZM59 108H58V107ZM68 106H70V107H68ZM26 107V108H25ZM53 109H52V108ZM73 107V108H72ZM120 107V108H119ZM25 108V109H24ZM55 108V109H54ZM64 108H66L65 110H64ZM70 110H69V109ZM72 108V109H71ZM62 109H63V112H62ZM121 109V110H120ZM24 110V111H23ZM29 110V111H28ZM56 110V111H55ZM59 112H58V111ZM68 110V111H67ZM74 110V109H73ZM25 111H26V113H25ZM67 111V112H66ZM71 111V112H70ZM97 111H99L98 113H97ZM117 111H119V113H118V116H117ZM22 112V113H21ZM28 112V113H27ZM65 112V113H64ZM69 112V113H68ZM58 113H59V115H58ZM248 113V114H247ZM22 114V115H21ZM26 114V115H25ZM29 114V115H28ZM60 114H61V116H60ZM67 114H68V116H67ZM96 116H95V115ZM65 115V116H64ZM100 117H99V116ZM114 115V116H113ZM63 116H64V120H63ZM67 116V117H66ZM102 116V117H101ZM66 117V118H65ZM94 117V118H93ZM112 117V118H111ZM117 117V118H116ZM119 117V118H118ZM25 118V119H24ZM91 118V119H90ZM95 118H96V120H97V122L95 121ZM97 118H99V119H97ZM111 118V119H110ZM67 119V120H66ZM72 119L73 120H75V121H72ZM90 119V120H89ZM101 119L103 120L102 122L103 123H105V124H103V123H101L100 121H101ZM110 119V120H109ZM114 119V120H113ZM116 119H117V121H116ZM24 120V121H23ZM71 120V121H70ZM93 121H95V122H93ZM116 121V122H115ZM24 122V123H23ZM26 122V123H25ZM72 122H74V123H77L76 124V128L74 127L75 126V124L73 125L72 124ZM94 123V124H91V123ZM69 123V124H68ZM112 123V124H111ZM23 124H24V126L25 127H27V128H25L24 126H23ZM29 124V125H28ZM64 124H65V126H64ZM68 124V125H67ZM71 124V125H70ZM86 124L88 125V126H86ZM89 124H90V126L92 125H94V127H92V129L89 127ZM107 124V125H106ZM108 124H110V125H108ZM73 125V126H72ZM69 126H71L70 128H69ZM79 128H78V127ZM23 127V128H22ZM41 127V129L39 130V128ZM72 127H74V130H72L71 128ZM86 127V129H84ZM99 127V128H98ZM29 128H31V129H29ZM70 130H69V129ZM78 128V129H77ZM43 129V130H42ZM67 129V130H66ZM79 129H84V132H83V130H79ZM89 129V130H88ZM76 130V131H75ZM78 130V131H77ZM92 130V131H91ZM33 131V132H32ZM69 133H68V132ZM71 131V132H70ZM40 132V133H39ZM187 132L188 131H186V133L184 134V136L183 137H178V136H173L174 137V139H173V137L170 139V141H169V143H168V145L165 147L167 150V158H169V151L170 150H168L169 149V147H171L172 146V144H175V143H177V146H178V149L179 150H182V147L184 146V145H187V142H186V138H187ZM78 135H77V134ZM83 133V135H81ZM80 134V135H79ZM65 136V137H64ZM63 137V138H62ZM3 157H4V155L2 156V154H0V160H2L3 159ZM1 162V161H0ZM1 164V163H0ZM168 167V165H165V164H161V163H159L156 167H153V168H163V167ZM263 168V167H262ZM254 179H256V178H254ZM250 180V179H249ZM257 180H259L258 178H257ZM257 180H250V181H252V182H255V183H258L259 181H257ZM252 182H250V183H247V188H248V190L249 191H252V188L255 186V184H253L252 186H250V184H252ZM178 186V187H177ZM177 186H172V190H170L169 192H171V191H173V193L174 194H178L179 193V191H180V184H177ZM207 188V187H206ZM205 188V189H206ZM166 193V192H165ZM173 193H170V196L172 195V196H174V194ZM166 195V197L168 196V197H170L169 195H168V193L167 194H165ZM202 195H203V201H204V204H205V206H206V208H207V210H209V211H207L206 210V212H205V217L208 219V218H210V220H213V218H215L214 220L215 221H217L218 219L215 217V216H217L218 218L221 216L223 219H224V221L225 222H222L223 221V219L220 217L219 218V220L221 219V223H220V225H221V227H220V230L221 231H223L226 235H227V237H229V238H232V239H234V237H235V229L234 228H232V225L231 224H233V223H235V221L232 219V218H230L229 217V215H226L225 216V214H222V212L221 213H219V212H213V213H218V214H214L213 215V213H212V211L215 209V207H213L212 205H210V204H212L210 201H208V199H207V193H206V191H203V193H202ZM176 196V195H175ZM213 196V195H212ZM215 196V197H214ZM213 196V199H215V200H217L219 197H217L216 195H214ZM250 196H252V193H250ZM173 198V197H172ZM214 208V209H211L212 207ZM262 206H264V203L262 204V202H261V204H260V206H259V211L261 210L260 209V207L262 208ZM212 210V211H211ZM259 211H257V207L256 208H254L253 209V211L250 213V218L253 220L252 221V224H254V227H255V231H256V233H257V235L259 236V237H261V238H263V235H264V230L263 229H261V226H263V221H264V217H261L262 218V220H260V217L259 218H257L256 217V215H257V212H259ZM220 214V216H218ZM256 217V218H255ZM187 218V217H186ZM186 218H184V219H186ZM229 218V219H228ZM181 220H182V218H180ZM183 219V220H184ZM228 219V220H227ZM218 220V221H219ZM174 220H170V221H168V226L170 227V226H172L173 225V222ZM176 221V220H175ZM175 221H174V223H175ZM203 221H204V219H203ZM178 222H179V225H178ZM182 222H184V221H182ZM182 222L180 223V221H179V219H177V222H176V224H174V225H178V227H175L174 225H173V228L172 229H176V231H180V229L179 228H181L182 227ZM170 223H172V225H170ZM223 223V224H222ZM263 223V224H262ZM144 224H146V222L144 221ZM262 224V225H261ZM163 225H164V223H163ZM162 225V228L164 229L166 226V223H165V225L163 226ZM156 226V225H155ZM167 226V227H168ZM140 228H141V230H139V232H141L142 233V231L145 233H147V236H148V240H147V238H145V235H144V233L142 234L143 236H142V238H140V242L143 240L144 241V243H143V241H142V243H140V242H138V245H137V247H136V249L137 250H145V251H147V252H145L147 255H148V253L150 254V251H149V249L152 247H150V245L154 242V244H152L153 245V249L155 250V251H153V252H156L157 253V250H158V247H159V245H160V240L162 241V239H163V243L164 242H166V243H164L165 244V246H168V247H163L164 249H165V251H166V254L172 249L171 247H169V245L170 246H173L174 248L172 249V250H174L175 249V247L177 246V243L178 242H180L179 240H181V239H179L178 240V242H174L173 241V239L175 238V236L173 235L174 234V231L175 230H170L171 229V227H170V229H168L167 227V229L170 231V232H168L166 229H165V232H164V230L163 229H160V230H163V231H161V232H158L159 230H158V228L157 227H154V229H156L157 228V231H156V233H158L157 235H156V237H158L159 238V241H157L158 240V238L156 239L155 237H153V233L154 234H156L155 232H153L152 233V231H151V228H153V226L152 225H148L147 224V228H144V226H139ZM158 227H161V226H158ZM148 230V231H144V230ZM154 229H152V230H154ZM178 229V230H177ZM182 230H183V228H181ZM263 230V231H262ZM175 231V232H176ZM167 232V233H166ZM173 232V233H172ZM227 232V233H226ZM145 233V234H146ZM164 233V234H163ZM159 234H161V235H159ZM180 234H181V232H180ZM180 234H178V236L176 237V238H179V235ZM150 235H151V237H150ZM172 235V236H171ZM174 236V238H172V240L170 241V242H168L169 241V239H170V237H173ZM162 237H164V238H162ZM144 238V239H143ZM162 238V239H161ZM169 238V239H168ZM142 239V240H141ZM152 239V240H151ZM151 240V241H150ZM165 240H168V241H165ZM175 240V239H174ZM149 241L150 242H152L151 244L149 243ZM175 241H177V239L175 240ZM149 243V245H147L148 243ZM140 243V244H139ZM162 243V242H161ZM162 243V244H163ZM168 243H169V245H168ZM161 244V245H162ZM167 244V245H166ZM179 244V243H178ZM230 244V243H229ZM229 244H227V241H225V240H222V241H219V242H216L214 239H210V246H211V248H212V250H211V248L209 247V246H206L205 244H203L202 245V243L201 242H199V244H197V248H196V254L194 255V258L196 259H198V260H200V262H201V264L203 263V264H231L233 261H236V262H233V264H264V240H263V242H261V244L260 245H257V244H255V243H252V244H250V246H251V249H245V247L244 248H242V249H236V248H232L231 246H228ZM221 245V246H220ZM145 246V247H144ZM149 247V248H148ZM155 247V248H154ZM209 247V248H208ZM222 247V248H221ZM147 248V249H146ZM167 248H168V252H167ZM230 248H231V250H230ZM152 249V250H153ZM159 249H161V251H162V254H161V256L163 255V252H164V249L162 250V248H161V246L159 247ZM198 249V250H197ZM207 249V250H206ZM209 249V250H208ZM227 251H226V250ZM216 251V252H215ZM233 251V252H232ZM235 251V252H234ZM160 251H158V253H159ZM170 252H172V251H170ZM169 252V253H170ZM199 252V253H198ZM237 252H240L239 253V255H237L236 253ZM157 253V254H158ZM218 253H221L222 255H218ZM234 253V254H233ZM76 254H78V253H75L74 255H75V257L77 256ZM136 254V253H135ZM135 254H133L134 256H132L131 258L133 259L135 256H137V258L138 259H140L141 257L139 256V255H135ZM199 254V255H198ZM205 255H207V257L205 256ZM235 255V256H234ZM79 256V255H78ZM158 256H160V253L158 254ZM234 258H232V257ZM140 257V258H139ZM130 258V260H132ZM135 259V260H138V259ZM229 258V259H228ZM232 258V259H231ZM76 259H77V257L75 258V260H74V264H78V262L76 261ZM142 259V258H141ZM141 259H140V261H141ZM242 259V260H241ZM139 261V260H138ZM139 261V262H140ZM232 261V262H231ZM75 262H77V263H75ZM229 262V263H228Z\"/></svg>","mask_w":264,"mask_h":264},{"label":"snow or ice","instance_id":"obj_3","mask_svg":"<svg viewBox=\"0 0 264 264\" xmlns=\"http://www.w3.org/2000/svg\"><path fill=\"white\" fill-rule=\"evenodd\" d=\"M260 78L257 76L250 77L246 82H243L240 85V91L234 97V102L237 104L238 107H245L248 104V93H255L257 88L260 91L264 92V72L259 74ZM264 108V105H262ZM253 118H255V111H253ZM156 120L154 116H149L145 114L144 118L141 119L138 115L134 117L132 120L127 122V126L129 130L133 129H143L145 132L153 126H155ZM172 133L175 136H183L184 132L180 125V123L173 121L171 125ZM160 141L157 142L158 146L160 145ZM64 161L68 164L74 163V157L71 153H68L64 157ZM149 162H155L151 150H147L145 154L141 157L140 161L137 163L136 168L134 170L121 173L119 180L117 182H113V186L115 183L120 184H131L133 177L136 174V171L139 170L144 164ZM261 166L264 167V159L260 161ZM45 171L48 170V165L44 166ZM104 187L99 186L94 190L93 198L96 196L103 197L104 195ZM90 201H86L85 198H77L73 199L70 194H64L58 199H49L48 201H44L39 205V208L35 206V203L29 205L28 207L21 210L20 207L16 206L13 207L10 204H6L2 199H0V229L6 231L7 235L9 236H16L20 235L21 240H25L24 233H18L17 229L20 225L17 223L21 217L26 215H36L40 217H45L48 220L55 221L56 219L62 217L64 214L71 213L77 208H79L83 203ZM86 231V230H85ZM110 229H107L108 234H110ZM34 233H28L27 239L31 240L34 236ZM36 240L38 242H42L44 240L43 235L36 236ZM23 246V245H22ZM189 251H193L191 246L185 249V257H187V253ZM194 254V253H193ZM190 259V257H188ZM115 264H141V262L136 260H128L122 262H115ZM142 264H184V258H180L178 260H168V261H160L157 259L155 255H153L152 259L145 260ZM195 264V262H193Z\"/></svg>","mask_w":264,"mask_h":264}]
</instances>
